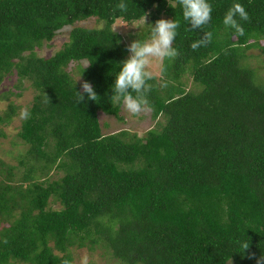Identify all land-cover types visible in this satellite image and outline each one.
<instances>
[{
	"label": "trees",
	"instance_id": "1",
	"mask_svg": "<svg viewBox=\"0 0 264 264\" xmlns=\"http://www.w3.org/2000/svg\"><path fill=\"white\" fill-rule=\"evenodd\" d=\"M208 2L211 20L193 31L179 0H0V84L15 73L36 92L17 132L27 145L21 177L0 157V264H71L72 247L97 246L120 264H256L264 256V85L245 63L248 49L264 54V0ZM235 3L249 16L237 17L243 35L223 24ZM161 15L179 22L178 55L148 81L147 108L163 122L142 136L103 134L97 113L121 118L112 88L129 57L112 24L146 16L154 25ZM88 18L101 26L75 25ZM68 26L51 56L36 53ZM204 32L211 42L193 50ZM85 81L96 101L85 94L78 102ZM52 169L62 175L49 179Z\"/></svg>",
	"mask_w": 264,
	"mask_h": 264
},
{
	"label": "rangeland",
	"instance_id": "2",
	"mask_svg": "<svg viewBox=\"0 0 264 264\" xmlns=\"http://www.w3.org/2000/svg\"><path fill=\"white\" fill-rule=\"evenodd\" d=\"M159 19L169 20V17L161 15ZM75 25L100 27L101 22L95 18H88L77 22ZM151 25L152 24L147 17L146 19L144 17L140 21H135L131 24H127L122 20L117 19L112 24V28L115 32L121 35L123 41L128 46L135 40L143 42L149 39ZM69 30L70 26L65 27L51 41H44L42 45L36 49V53L41 56H51L64 44L65 41L68 40ZM245 53V63L253 70L257 81L264 85V54L258 48L248 49ZM128 55H130V53ZM81 64L84 66L87 63L82 61ZM160 66L161 61L154 59L149 66V71H151L154 76L158 77L160 74ZM73 67L74 63H71L68 66V69L72 71ZM185 87L187 90L194 88V83L189 75L185 76ZM35 93L36 92L31 83L27 80H22L20 84L15 73L6 75L0 84V115H4V113L9 110V105L14 106L11 118L7 121L0 122V157L7 163L19 168L15 171V179L21 177V172L23 171V167L19 164V155L27 148V145L17 136V132L19 131L23 120L20 113L22 109L29 110ZM119 114L121 116L120 119L103 113L102 111L97 113L103 134L114 133L125 129L142 136L148 129L154 127L157 121L163 122L162 117L153 119L151 117V111L148 108L141 114L133 116L124 109L122 104ZM61 175V170L52 169L49 171L48 178L57 179ZM46 177L47 176H41L40 180L45 179ZM49 205L52 208L60 207L59 203L54 202L52 199L50 200ZM70 253L71 264H81V260L84 256L88 257V264H120L119 261L111 257L103 247L99 246L94 249H89L87 247H72ZM226 264L233 263L229 261Z\"/></svg>",
	"mask_w": 264,
	"mask_h": 264
},
{
	"label": "clouds",
	"instance_id": "3",
	"mask_svg": "<svg viewBox=\"0 0 264 264\" xmlns=\"http://www.w3.org/2000/svg\"><path fill=\"white\" fill-rule=\"evenodd\" d=\"M179 4L182 5V15L184 20L189 22L190 30H200L211 20L212 6L208 0H179ZM117 7L121 11L127 10V5L123 2ZM237 17L243 21L249 20L248 13L240 3L233 4L227 10L223 17V24L234 30L235 34L243 35L244 29ZM178 27L179 22L176 20L158 19L154 25H151L149 39L143 42L135 40L127 46L130 55L120 64L121 68L115 77L111 99L118 103L122 102L124 109L131 115L137 116L148 107L147 95L152 87L148 81L153 79V73L149 71L152 61L154 59L159 61L174 59L178 55L177 50L173 47ZM211 40L212 33L204 32L199 40L191 44V48L196 50L199 47L207 46ZM81 87L82 92H76L78 102L84 101L85 94L89 100L96 101L98 96L89 82H83ZM20 116L22 119H27L30 113L27 109H22ZM248 247V243L242 244L244 250ZM252 258H254V254L249 256V259ZM63 264H69V261L65 260ZM81 264H88L87 256L82 258ZM256 264H264V256L257 258Z\"/></svg>",
	"mask_w": 264,
	"mask_h": 264
}]
</instances>
